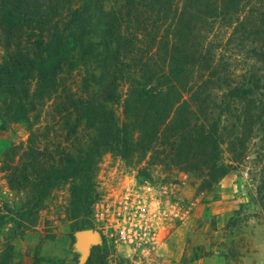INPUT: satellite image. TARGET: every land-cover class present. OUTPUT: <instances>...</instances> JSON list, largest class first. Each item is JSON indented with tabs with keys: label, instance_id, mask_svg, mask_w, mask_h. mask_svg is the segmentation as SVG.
Returning <instances> with one entry per match:
<instances>
[{
	"label": "trees",
	"instance_id": "1",
	"mask_svg": "<svg viewBox=\"0 0 264 264\" xmlns=\"http://www.w3.org/2000/svg\"><path fill=\"white\" fill-rule=\"evenodd\" d=\"M107 3L0 0V128L31 126L52 101L68 127L64 138L72 141L46 154L31 131L25 150L6 151L18 160L7 165L8 184L28 191L23 219L36 215L53 187L69 182L71 243L76 232L94 227L103 154L128 160L160 144L208 187L229 172L222 145L236 154L264 133V0ZM88 62L97 73L76 97L63 75ZM260 178L257 201L264 207V164ZM13 257L12 245L3 246L0 264ZM109 258L103 241L82 264H109Z\"/></svg>",
	"mask_w": 264,
	"mask_h": 264
},
{
	"label": "rangeland",
	"instance_id": "2",
	"mask_svg": "<svg viewBox=\"0 0 264 264\" xmlns=\"http://www.w3.org/2000/svg\"><path fill=\"white\" fill-rule=\"evenodd\" d=\"M112 2L108 0V7ZM1 55L0 49V59ZM95 67L88 62L64 73L65 88L82 96L97 73ZM51 105L52 101L45 102L31 126L0 128V252L10 243L12 264H82L90 248L103 241L109 264H118V259L127 262L123 264H264V207L257 201L264 164L261 132L236 154L221 146L229 172L208 187L183 158L160 144L128 160L103 154L95 176L94 227L76 232L74 243L69 182L53 187L36 215L21 219L28 191L9 186L7 165L12 158L14 163L18 160L6 151L10 146L25 150L31 131L38 149L46 154L58 146L69 148L72 141L64 138L68 127ZM110 106L123 121L120 103ZM158 151L165 153L155 154ZM84 231L88 236L82 239Z\"/></svg>",
	"mask_w": 264,
	"mask_h": 264
},
{
	"label": "water",
	"instance_id": "3",
	"mask_svg": "<svg viewBox=\"0 0 264 264\" xmlns=\"http://www.w3.org/2000/svg\"><path fill=\"white\" fill-rule=\"evenodd\" d=\"M80 236H81L82 239H85L88 236V232L87 231L80 232Z\"/></svg>",
	"mask_w": 264,
	"mask_h": 264
}]
</instances>
